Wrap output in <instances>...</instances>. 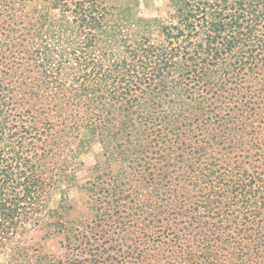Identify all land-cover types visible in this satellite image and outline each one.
<instances>
[{
	"label": "trees",
	"instance_id": "obj_1",
	"mask_svg": "<svg viewBox=\"0 0 264 264\" xmlns=\"http://www.w3.org/2000/svg\"><path fill=\"white\" fill-rule=\"evenodd\" d=\"M171 5L177 21L159 26L163 42H150L151 29L135 37L114 75L94 80L101 90L90 86L91 103L80 95L85 78L57 85L45 70L29 85L24 68L10 80L0 71V264H264V0ZM111 9L107 0H0V67L16 64L20 37L29 51L45 11H69L71 24L98 33ZM51 85L91 115L64 156L50 122L51 101L63 99L43 95ZM95 140L106 158L86 188L95 219L75 223L65 191L54 193ZM27 228L66 252L29 246Z\"/></svg>",
	"mask_w": 264,
	"mask_h": 264
},
{
	"label": "rangeland",
	"instance_id": "obj_2",
	"mask_svg": "<svg viewBox=\"0 0 264 264\" xmlns=\"http://www.w3.org/2000/svg\"><path fill=\"white\" fill-rule=\"evenodd\" d=\"M107 1L108 6L112 7V9L105 18L103 29L98 33L89 29L82 30L76 25L71 24L73 15L69 11H66L64 17L58 10L45 11V23L40 25L35 33H32L33 42L30 45L28 44L27 47L29 51L26 53L24 51L23 37L15 41L18 56L16 64L5 67L1 66V76L10 80L16 68H24V75L20 79L29 85L34 84L33 80L35 78L39 80V73L45 70L52 74V81L57 82V85L67 83L73 78H80L77 80L85 78L89 80V82H86L89 89L84 95L80 93L85 102L92 98L91 95H93L94 87L97 90H101L99 86H95L94 80H101L104 77L107 78L114 75L111 72L112 66L126 56L125 48L134 45L135 37L139 34H145V30L151 29V33L145 35L150 38L151 43L159 44L158 42H163V38L159 34V26L175 25L177 21L174 18L175 14L171 0ZM21 33L22 31L18 35ZM92 39L95 45L92 49L88 48V51H86V45ZM33 54H38L37 60H34L33 57L32 60L29 59V56L31 57ZM24 55L27 56L24 57ZM22 86L23 83L15 85L18 89L16 91L17 95L25 93V90L19 91V88ZM63 87L64 89H60V94L59 91L53 90V85L46 90V94H43V91L40 93L41 95L49 96L59 94L58 97H62L63 99L62 101H51L53 105H56L54 112L57 114V117L50 120L52 124V140L59 141L60 145L64 144V148L59 145L54 148L61 156H64L66 148L75 147V144L78 142L75 141V137L83 133L84 117H91V115H88V112L85 113L87 108L82 107L83 105H75L80 100L79 98L68 101L64 97L66 87ZM23 89L25 88L23 87ZM94 108L91 105V109L94 110ZM104 155V144L97 140L92 142L90 148L80 155L79 160L77 158L78 165L74 171V181H71V183L64 181L61 188L54 193V196L59 198L60 190L65 191L64 196L72 208L67 217L72 222H90L95 219L94 212L92 214V209L90 208V203L93 206L92 202L94 205L96 202L91 199L86 188L94 180L98 164L105 161ZM55 158L58 159L57 156ZM140 199L143 205L148 204L144 195L140 196ZM190 210L192 209L190 208ZM192 212L194 213L193 215H196L194 210ZM204 217V214L203 216L197 214L195 219L194 227L198 229L199 233H206L208 230V225L204 223ZM141 222L142 220L136 219V223L139 225ZM27 229L24 238L29 246L38 248L42 253L51 256L63 255L66 252L59 239H44L42 232L31 228Z\"/></svg>",
	"mask_w": 264,
	"mask_h": 264
}]
</instances>
